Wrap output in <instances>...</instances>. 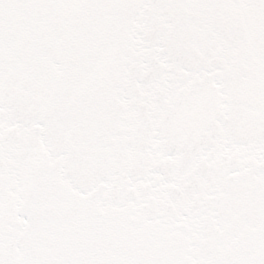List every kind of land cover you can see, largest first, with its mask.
<instances>
[{
    "label": "snow or ice",
    "instance_id": "snow-or-ice-1",
    "mask_svg": "<svg viewBox=\"0 0 264 264\" xmlns=\"http://www.w3.org/2000/svg\"><path fill=\"white\" fill-rule=\"evenodd\" d=\"M0 264H264V0H0Z\"/></svg>",
    "mask_w": 264,
    "mask_h": 264
}]
</instances>
